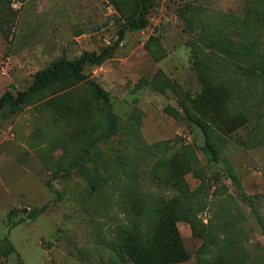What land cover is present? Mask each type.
I'll return each mask as SVG.
<instances>
[{
  "label": "rangeland",
  "instance_id": "374dc122",
  "mask_svg": "<svg viewBox=\"0 0 264 264\" xmlns=\"http://www.w3.org/2000/svg\"><path fill=\"white\" fill-rule=\"evenodd\" d=\"M133 1L0 0V96L59 59L114 46ZM263 10L153 0L145 28L82 70L108 92L114 130L83 82L0 110V264H132L119 228L177 196L196 220L176 222L189 257L176 264L213 260L229 242L242 264H264V80L236 53L264 52ZM219 80L234 84L230 109L249 114L230 134L208 120L224 106Z\"/></svg>",
  "mask_w": 264,
  "mask_h": 264
},
{
  "label": "trees",
  "instance_id": "16d2710c",
  "mask_svg": "<svg viewBox=\"0 0 264 264\" xmlns=\"http://www.w3.org/2000/svg\"><path fill=\"white\" fill-rule=\"evenodd\" d=\"M133 2V12L130 16L123 17L124 25L118 32L117 42L114 46L105 48L99 53L83 52L74 60L65 58L57 60L50 66L36 72L32 83L26 90L16 91L15 93L6 91L2 94L0 96V110L7 107L15 112L19 105L31 101L36 95L44 93L55 86L68 87L77 82H83L90 89L94 99L101 101L105 106L109 129L114 130L116 116L111 111L108 92L93 80L88 79L82 73V70L86 64L98 65L106 60L118 43L122 41L125 31H136L147 26L148 14L153 0H134ZM258 18L264 23V10L258 14ZM208 45L209 49L221 50V48H217L219 44L216 42ZM238 46L240 48L237 49L236 53L245 60L247 75H253L250 70V67H252L254 70H258V77L264 80V52L257 51L248 44H238ZM216 85L222 93L224 106L223 109L219 110L220 113L217 112V115L210 116L208 120L219 131L230 134L246 123L245 119L249 114L240 109H230L229 103L234 96V84H230L226 80H219ZM82 105L87 108L86 105ZM186 114L187 118L195 125L200 127L205 125L202 119L195 117L187 110ZM211 157L216 160V153L213 152ZM228 172L229 178L236 181L233 172L231 170ZM230 197L233 199L232 195ZM143 215H137L129 225H122L119 228L118 240L123 255L132 264H176L186 262L189 257L176 228V222L179 220L191 221L190 224L195 226L194 221L196 219L192 208L189 205L182 206L179 196H177L166 203L164 209L157 213L154 212V209H150L146 221L143 219ZM195 235L206 237L204 232H195ZM206 241L203 242L205 245L201 249L206 246ZM237 250H240V248L235 243L229 242L227 248L219 250L213 260H207L198 252L196 264H242L236 257Z\"/></svg>",
  "mask_w": 264,
  "mask_h": 264
}]
</instances>
